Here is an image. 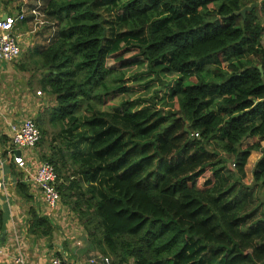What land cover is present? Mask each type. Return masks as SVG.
Returning a JSON list of instances; mask_svg holds the SVG:
<instances>
[{
    "label": "trees",
    "instance_id": "trees-1",
    "mask_svg": "<svg viewBox=\"0 0 264 264\" xmlns=\"http://www.w3.org/2000/svg\"><path fill=\"white\" fill-rule=\"evenodd\" d=\"M29 1L18 9L22 29L38 31L19 69L54 99L36 122L60 128L66 148L43 160L102 255L112 264H264V0ZM134 69L155 89L104 111L109 97L132 91ZM252 152L262 156L245 186ZM4 222L0 210V231ZM56 228L31 212V234Z\"/></svg>",
    "mask_w": 264,
    "mask_h": 264
},
{
    "label": "crops",
    "instance_id": "crops-1",
    "mask_svg": "<svg viewBox=\"0 0 264 264\" xmlns=\"http://www.w3.org/2000/svg\"><path fill=\"white\" fill-rule=\"evenodd\" d=\"M14 7V4L5 6L0 1V20L5 16L15 15L18 8ZM22 27V23L18 24L15 34L21 44H26L28 36L33 32L24 31ZM21 48L22 53L25 52L23 45ZM19 68L20 66L12 63L0 61V181L5 183L0 187V210L5 218L4 230L0 231L2 246L0 264H12V259L18 254H24L29 264H50L54 257H62L70 264H89L93 256L102 253L93 241L86 242L87 246L82 245L74 233L66 230V226L61 224L59 218V213L63 211L61 206L51 210L46 205L42 193L31 180L38 156L35 150L28 151V155L24 157L29 170L23 171L14 164L15 153H11L13 150L11 125L27 119V116L34 115L36 111V99L29 87L32 85V76ZM262 144L264 145V142ZM22 184L28 185L27 199L23 197L22 191L19 192V186ZM32 211L51 219L57 227L52 236L38 237L29 232Z\"/></svg>",
    "mask_w": 264,
    "mask_h": 264
},
{
    "label": "rangeland",
    "instance_id": "rangeland-1",
    "mask_svg": "<svg viewBox=\"0 0 264 264\" xmlns=\"http://www.w3.org/2000/svg\"><path fill=\"white\" fill-rule=\"evenodd\" d=\"M22 2H23V4L20 2H14L16 9L17 8L19 9V7H21L25 3L29 4L30 1L29 0H23ZM41 2H42V0H37V3H39V6H40ZM25 10L26 9H24V11ZM26 15H27V13H26ZM41 22H42V19H41ZM37 31H38V28L37 29L35 28V30L33 31V34L31 36H28V38L26 40V44H23V43L21 44V41H20V44H21V46L23 45L25 52L22 53L21 57L17 61L12 63L13 65L21 66V65L26 64V63L28 64V59H27V57L29 56L28 52L30 50H32L35 46V37H36ZM221 64L222 65H224V64L228 65L229 60L227 58H224ZM132 71H135V72H132ZM132 71L127 73L126 78H125V82L127 84V87H130L132 89V91L130 93H127L128 96L124 94V95H118L115 98L112 96L109 97L107 99L106 104H104V106L102 107V109L104 111L115 112L119 109L123 110L124 107L121 104L124 101L138 100V99H141L142 97H147L155 89L154 83H150L148 85V87H146L143 80L138 81L137 79H133L134 75H136L138 72H141L142 69H134ZM23 76H27V75L23 74ZM172 76H173L172 80H174V81H176L179 78L178 74H175V76L174 75H172ZM30 77H31V75H30ZM31 83H32V85L30 84L29 87L31 88L30 91L32 92L33 97L36 99L35 100L36 111H35L34 115L27 116V119H32V120L37 121L39 116H44V118H45L46 113H49L48 110L51 109L52 106H54V99L49 97V96H46L45 93H43L41 96H39L38 92H40L41 88H40V81H39L37 76H33L31 78ZM25 87H26V85L23 86V88H25ZM83 111H84L82 113L83 116H85V117L89 116L90 117L91 114H89L86 110H83ZM37 112H39V114H37ZM42 127H43V129H41L42 139H41L40 143L37 145V147L34 149L36 156L38 155L37 161L35 162L36 168L39 165L46 163L43 160L44 157L45 158L48 157V159L51 158V156L54 154V151H56V149H54L56 147V145L59 146L62 151H64V152L66 151V148L62 146L61 140L59 139V135H58L59 132L61 131V129L60 128H54L49 120L48 121L46 120L44 122V124L42 125ZM254 143H255L254 140H247L245 142L244 146L249 147V146H252ZM34 150L31 149V150L23 151L24 157L28 155L27 154L28 151L34 152ZM260 155L262 156L261 153H255V152L251 153L248 165L246 167L247 178L245 180V184H244L245 186L254 185V172L256 170V165H257L258 161L261 159ZM54 156L58 159L57 155H54ZM232 169H235V168L232 166ZM72 171H73V169L63 171V176L61 177V181L64 182L65 179H68V177L70 176ZM251 192L253 195H255V193H256L255 190H252ZM248 194H250V193H248ZM64 203H65V201H64ZM64 203L61 202V205H60L62 207V210H63L61 213H59V218L61 219V224L66 226V230L69 229L72 233H74L76 235L77 241H79L82 245L86 244L85 246H87L86 242H91L94 240V238L92 236L91 237L88 236V232L84 229V226L80 222L78 214L76 212L72 211L71 207H69L66 203L65 204ZM99 237H100V235L98 234L97 239H99ZM96 242L99 243V241H96ZM93 243H95V242H93Z\"/></svg>",
    "mask_w": 264,
    "mask_h": 264
},
{
    "label": "built area",
    "instance_id": "built-area-1",
    "mask_svg": "<svg viewBox=\"0 0 264 264\" xmlns=\"http://www.w3.org/2000/svg\"><path fill=\"white\" fill-rule=\"evenodd\" d=\"M36 17H40V12L33 11ZM25 19V14L19 11L8 16L5 20H0V61L4 63H13L22 55V48L18 36L15 34V28ZM42 24V22H40ZM39 96L42 95L38 92ZM12 144L14 164L17 168L27 171L29 170L28 163L23 156V151L35 149L42 139V132L35 120L24 119L19 123L11 125ZM197 136V135H196ZM19 151L20 156L16 153ZM235 167V165H233ZM31 176V174H30ZM31 180L42 193L45 203L49 209L55 210L61 204V194L58 190L60 180L58 179L57 169L54 165L46 162L35 168V172L31 176ZM5 185L4 181H0V187ZM0 253L2 246L0 244ZM68 262L62 257H54L50 264H67ZM12 264H29L24 254H18L12 259ZM89 264H112L109 257L103 255L93 256L89 260Z\"/></svg>",
    "mask_w": 264,
    "mask_h": 264
},
{
    "label": "water",
    "instance_id": "water-1",
    "mask_svg": "<svg viewBox=\"0 0 264 264\" xmlns=\"http://www.w3.org/2000/svg\"><path fill=\"white\" fill-rule=\"evenodd\" d=\"M255 7H256L255 5H252V6H250V7L244 8V9L240 12V14L245 18L247 12L253 10ZM7 17H8V16H5V17H3V19L5 20ZM259 70L262 72V68H261V67H259ZM16 154H17V156H20V155H21V153H20L19 151H17Z\"/></svg>",
    "mask_w": 264,
    "mask_h": 264
}]
</instances>
